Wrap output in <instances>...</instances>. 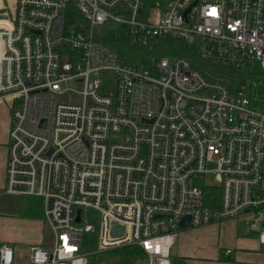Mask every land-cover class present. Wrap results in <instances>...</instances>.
I'll use <instances>...</instances> for the list:
<instances>
[{
    "label": "built area",
    "instance_id": "obj_1",
    "mask_svg": "<svg viewBox=\"0 0 264 264\" xmlns=\"http://www.w3.org/2000/svg\"><path fill=\"white\" fill-rule=\"evenodd\" d=\"M119 26L143 57L106 39ZM162 39L209 65L264 70V0H0L2 192L39 199L51 234L29 264H105L92 260L129 245L145 264H173L184 216L188 229L236 221L264 253V103L246 92L251 80L230 89L158 55ZM209 187L219 197L205 204ZM87 208L99 251L84 256ZM0 264H13L8 245Z\"/></svg>",
    "mask_w": 264,
    "mask_h": 264
},
{
    "label": "crops",
    "instance_id": "obj_2",
    "mask_svg": "<svg viewBox=\"0 0 264 264\" xmlns=\"http://www.w3.org/2000/svg\"><path fill=\"white\" fill-rule=\"evenodd\" d=\"M9 126V106L6 102L0 101V245L5 244L12 248L13 264H29L30 248L35 245H47L51 239V234L50 231L48 232L47 230L48 226L42 215L41 218L38 219L22 215L21 211L18 209L19 205L16 209L9 206L10 201L7 199L8 195L2 192ZM222 223L226 228L233 227L235 230L241 225L232 220ZM202 228H204V230L206 229L205 227ZM197 229L200 228L181 230L177 238H179L181 234L182 236L185 234L186 236L184 237L186 238L192 236L194 233H197V231H195ZM233 242L237 250L240 251L236 254L238 256L236 260H234L235 249L232 248V246L214 250L215 258L211 255L212 260H205L208 258L204 257L205 255L202 254L201 248L197 246L190 248L184 244H175L173 253L175 258H182L184 264H209V262L224 264L220 262V259L223 258L222 252L225 249H230L232 255L228 259L232 258L233 264L242 262L246 264H264V253L259 249L254 235L253 238L250 237L249 239L236 238Z\"/></svg>",
    "mask_w": 264,
    "mask_h": 264
},
{
    "label": "rangeland",
    "instance_id": "obj_3",
    "mask_svg": "<svg viewBox=\"0 0 264 264\" xmlns=\"http://www.w3.org/2000/svg\"><path fill=\"white\" fill-rule=\"evenodd\" d=\"M114 29L117 30V34H114L113 30H110L108 34L105 35L106 39L112 43L113 42H117V43L127 42V35L123 29V26L115 27ZM218 73H219L218 70L214 71L215 75ZM257 74L264 75V73H260V72ZM237 82L238 80L233 82V84ZM230 83L231 81H228L229 85ZM244 85L246 86V92L249 94L250 97L253 98L254 101H256L257 103H264V76L252 78L250 83H247V85L246 84ZM206 168L207 170H211L213 168V165L209 164L206 166ZM193 184L195 186H200L201 182L199 180H194ZM7 199H9L10 201L9 206H12L13 209H16L19 205L18 209L20 210L21 206L18 201L19 200L18 197L7 196ZM99 221L100 220H99L98 212L91 208H87L86 209V224L91 227V230L85 231L81 234L80 247H79V251L81 255L88 256V255L95 254L99 251V248H98V239H99V231H100ZM222 224L223 223L209 224L206 226H202L206 228L205 230L204 228L199 227L200 229L195 230L197 231V233H194L192 236H188L187 238L184 237L186 236L185 234H183V236L181 234L179 238H177V242L175 244H184L186 246H189L190 248H194L193 246H197L201 248L202 254L205 255L204 257L208 258L205 260H212L211 255L215 258L214 250L223 249V248H226V246L228 247L232 246V248L235 249L234 250L235 252L234 260H236V258H238L236 254L239 253L240 251H238L237 248L235 247L233 240L236 238H243V239L244 238L249 239L250 237L253 238V234L249 232L245 226H242V225L240 226L238 225L239 227H237V229L235 230V228L233 227L226 228ZM47 230L49 232L48 227H47ZM111 254H112L111 251L105 252L103 254H99L96 256L95 261H97V259H100L102 257L104 259H108ZM171 258H172V261L175 259L174 253L171 254ZM179 259H181L184 263V260L182 258H179ZM232 260H233L232 258L228 259V258L223 257L220 259V262L224 264H233L234 262ZM131 264H145V261L144 259H136ZM209 264H217V262H209Z\"/></svg>",
    "mask_w": 264,
    "mask_h": 264
},
{
    "label": "trees",
    "instance_id": "obj_4",
    "mask_svg": "<svg viewBox=\"0 0 264 264\" xmlns=\"http://www.w3.org/2000/svg\"><path fill=\"white\" fill-rule=\"evenodd\" d=\"M68 12L71 18L78 16L77 13L73 11V9L72 10L69 9ZM125 45L126 43H117V42L113 43V46L122 55V57H125L132 61H136L138 60L137 58L143 57L142 53L139 54V52L133 50L131 46H125ZM156 53L158 55L167 56V57H176V56L184 57L187 60H189L192 67L201 71V73L204 76L211 78H218L221 81H223L230 89H234L240 84L250 81L252 78L264 76L261 74H257L259 72L264 73V70L260 69L257 65H253L251 67L243 68V69H229V68L216 67L201 62L197 58L193 49L186 47L185 45H183V43H181L178 40H170V39L160 40L157 45ZM215 70L219 71V73L216 75L214 74ZM237 80L238 82L233 84V82ZM228 81H231L230 85L228 84ZM204 197H205V204L206 202H210L212 198L217 199L219 197V190L211 187L205 188ZM19 203L21 206L20 211L22 215L34 219L41 218L42 206H41V201L39 199L34 197H19ZM111 252L112 254L108 259H104L102 257L100 259H97V261L99 260L104 261L105 264H131L136 259L144 258L143 253L139 250L138 247L134 245L124 246L119 249L113 250ZM95 258L92 260L93 262H95ZM173 261H174L173 264H184L183 261L179 258H175Z\"/></svg>",
    "mask_w": 264,
    "mask_h": 264
},
{
    "label": "water",
    "instance_id": "obj_5",
    "mask_svg": "<svg viewBox=\"0 0 264 264\" xmlns=\"http://www.w3.org/2000/svg\"><path fill=\"white\" fill-rule=\"evenodd\" d=\"M77 221V220H76ZM178 226L180 228V230H186L189 228V217L188 216H184L180 219ZM113 234L119 233L121 231L120 228L114 226L112 228Z\"/></svg>",
    "mask_w": 264,
    "mask_h": 264
}]
</instances>
